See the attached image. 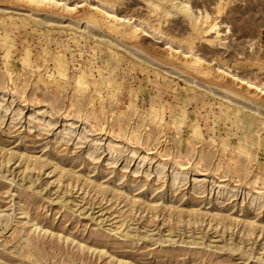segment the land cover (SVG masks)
<instances>
[{
  "label": "rangeland",
  "instance_id": "obj_1",
  "mask_svg": "<svg viewBox=\"0 0 264 264\" xmlns=\"http://www.w3.org/2000/svg\"><path fill=\"white\" fill-rule=\"evenodd\" d=\"M229 75L264 89V0H0V264H264V97Z\"/></svg>",
  "mask_w": 264,
  "mask_h": 264
},
{
  "label": "bare ground",
  "instance_id": "obj_2",
  "mask_svg": "<svg viewBox=\"0 0 264 264\" xmlns=\"http://www.w3.org/2000/svg\"><path fill=\"white\" fill-rule=\"evenodd\" d=\"M151 1V4H153V5H156L157 4V2H158V0H150ZM186 3H190V2H186ZM201 3H199V2H195L194 1V3H192V5H194V6H192V8L194 9V8H196V7H198L199 5H200ZM156 8H157V10H158V6H155ZM192 8H190L189 9V7H188V9H187V11H185L183 14H184V17L190 22V25H192L191 27V30L193 31V32H196V35H199L198 34V25H199V23H197V17L195 16L194 18L191 16V14H189V10H191ZM223 9V6L222 5H218V4H216V6L214 7V12L215 13H217V14H219L220 13V11ZM203 14V13H202ZM201 14V15H202ZM206 14V13H205ZM208 20H209V17H208V15L206 14L205 15V21L203 22V23H200L201 25H203V24H207V22H208ZM186 29V26H181V29L183 30V29ZM216 28H217V24L215 23V21H213V25L211 24V25H209V27L208 28H205V29H203V33L202 34H207V33H210V32H212V31H215V33H218V31H216ZM196 29H197V31H196ZM226 29H229V27L227 26L226 27ZM187 30V29H186ZM200 31H202V30H200ZM251 31V29H249V30H247V31H245L246 33H248V32H250ZM227 32L229 33V30H227ZM213 34H214V32H213ZM136 35V32H131V34H130V36H135ZM193 44H194V42L193 41H188L187 43H186V46L190 49V51L191 52H193ZM208 51H210V48L208 49ZM223 62L224 64H227V60H225V59H222V58H213V62ZM198 62V61H197ZM193 63H196V61H193ZM57 68H58V72L61 74V76H63V73H64V65H63V63H62V61H58L57 62ZM218 72L220 73V72H222L223 73V71H219V69H218ZM224 75H225V72L223 73ZM229 76H231V75H229ZM231 78L234 80V81H236L237 83H239V84H242V85H245L246 86V88H248V90H252L253 92H254V94L255 95H257L256 97H258L259 95H260V97H264V89L263 88H260V87H256V86H254L253 84H251V83H249V82H247V81H245V80H243V79H239V78H236L234 75H232L231 76ZM247 101H249L248 99H247ZM252 102V104L253 105H255V106H258V105H262V104H259L258 102H256V101H254V100H251ZM263 106V105H262ZM264 107V106H263ZM243 152H246V151H244L243 150Z\"/></svg>",
  "mask_w": 264,
  "mask_h": 264
}]
</instances>
